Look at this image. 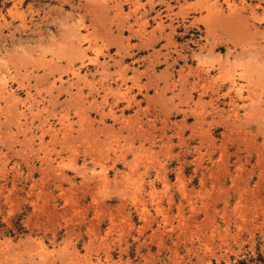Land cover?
<instances>
[{
  "label": "rangeland",
  "instance_id": "374dc122",
  "mask_svg": "<svg viewBox=\"0 0 264 264\" xmlns=\"http://www.w3.org/2000/svg\"><path fill=\"white\" fill-rule=\"evenodd\" d=\"M0 264H264V0H0Z\"/></svg>",
  "mask_w": 264,
  "mask_h": 264
},
{
  "label": "bare ground",
  "instance_id": "6f19581e",
  "mask_svg": "<svg viewBox=\"0 0 264 264\" xmlns=\"http://www.w3.org/2000/svg\"><path fill=\"white\" fill-rule=\"evenodd\" d=\"M75 76V75H74ZM3 90V89H2ZM2 95V94H1ZM8 102V101H7ZM67 132V131H66ZM105 175V174H104ZM99 178V177H98ZM107 178V177H106Z\"/></svg>",
  "mask_w": 264,
  "mask_h": 264
}]
</instances>
